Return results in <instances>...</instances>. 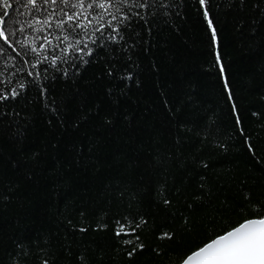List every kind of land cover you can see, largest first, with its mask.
Instances as JSON below:
<instances>
[{
  "label": "trees",
  "instance_id": "1",
  "mask_svg": "<svg viewBox=\"0 0 264 264\" xmlns=\"http://www.w3.org/2000/svg\"><path fill=\"white\" fill-rule=\"evenodd\" d=\"M7 3L0 0V96H8L0 100V264H180L252 218L251 205L264 207V0L121 5L110 10L117 20H92L105 37L108 21L123 30L105 47L89 43L96 55L79 71L63 60L53 66L66 44L42 39L59 34L62 5L37 12L27 0ZM53 9L50 25L37 23ZM41 44L47 59L38 63L31 48ZM141 217L147 223L132 232ZM117 221L128 235H116ZM124 239L144 247L129 256Z\"/></svg>",
  "mask_w": 264,
  "mask_h": 264
},
{
  "label": "snow or ice",
  "instance_id": "2",
  "mask_svg": "<svg viewBox=\"0 0 264 264\" xmlns=\"http://www.w3.org/2000/svg\"><path fill=\"white\" fill-rule=\"evenodd\" d=\"M5 7H10L7 3V0H3ZM201 5L206 3V0H199ZM27 4L31 5L37 12L41 10L42 5L48 7H53L57 4L62 5L60 12L63 14V17L67 19L60 18L56 21L55 27L59 30V34L49 33L42 37L44 44L51 45V41L48 39V36L51 35L52 38L57 41L55 47H60L61 43H65L66 47L61 49L62 52L67 53L66 56H54L51 60L53 66L56 65L57 60H63L66 63H70V68H74L79 71V67L82 64H88L91 62V59H84L85 56L89 58H94L96 51L93 47H89V43L94 45L96 48H102L106 45L104 44L105 39H109L113 42L116 41L117 35L123 30L122 28L116 26L114 27L111 21L106 22L107 37H105L104 31H101L100 27L92 25V20H96L98 23L105 13H109L112 16V20H117L118 17L114 13H110L111 9H115V13L122 11L121 5L131 9L132 7H146L148 0H88L86 3L85 0H42L41 4L37 3V0H27ZM27 6V5H26ZM65 9H72L71 13L65 11ZM91 10V11H89ZM7 13L0 14V21L4 20V16ZM56 15L55 10L48 12L43 20H37L38 24L50 25L51 18ZM138 15V13H132L131 15L125 14L123 20L130 21L132 16ZM91 16V19L89 17ZM204 16L207 18L208 11L204 10ZM122 22V21H121ZM209 28L211 29V38L213 41L216 39V30L212 27L213 21L208 19L207 21ZM91 25V31H89V26ZM32 26L31 24L29 25ZM127 26H130L127 25ZM36 31L43 32V28H37ZM100 32L99 37H95V33ZM14 34V33H13ZM0 37L4 38L5 43H7V37L4 36L3 29H0ZM122 39V37H121ZM44 44L40 45V48L33 47L31 52L37 54L38 63H43L47 59V56H44L40 49L44 48ZM83 45V47H81ZM70 50V51H69ZM215 60L217 63L221 60V53L216 50ZM40 56H43V59H39ZM70 58V59H69ZM36 67L35 64L32 65ZM57 71H62L64 76L74 75L69 69H60L57 68ZM220 70L223 72V65L220 66ZM47 71V69H44ZM39 73H37V76ZM30 83H35L32 81ZM39 87V85H37ZM226 82V87H227ZM21 88L24 87L23 84L20 85ZM46 91V88H41V94ZM11 95L13 98L20 95L16 89H12ZM229 100L234 99L233 93H228ZM8 96H0V100H7ZM233 111L237 110V105L233 103ZM253 116H259V113L253 112ZM242 123L240 117H237V124ZM247 143V138L246 141ZM251 151V146H249ZM204 167H207V164H204ZM203 187V185H201ZM163 192V189H161ZM199 199V197H197ZM247 200L248 197H245ZM163 203L167 206L171 203L167 198H163ZM250 203V201H249ZM254 210V216L248 218L238 223L237 226L231 228L230 230L224 232L221 235H218L216 238L205 243L203 246L199 247L197 250L191 252L182 258L180 264H264V207L257 209V206L251 205ZM131 223V222H130ZM140 223H147L143 220V217L140 218L139 222H135V227L131 230L132 232L136 231V228L140 227ZM118 230L116 232L117 236H120L121 233L128 235L125 232V225L117 221ZM106 227V225L104 226ZM80 231H85V229H80ZM159 238L161 239H173L174 236L172 233L162 231ZM135 240H139V236L135 237ZM122 243L133 245L132 251L128 253L131 256L138 248L142 249L144 245L142 243H135L132 239H124ZM43 264H48L47 261H44Z\"/></svg>",
  "mask_w": 264,
  "mask_h": 264
}]
</instances>
